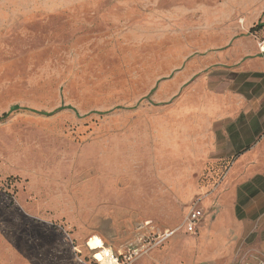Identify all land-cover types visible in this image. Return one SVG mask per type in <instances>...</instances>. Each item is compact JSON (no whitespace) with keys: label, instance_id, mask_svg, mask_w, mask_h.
Masks as SVG:
<instances>
[{"label":"crops","instance_id":"obj_1","mask_svg":"<svg viewBox=\"0 0 264 264\" xmlns=\"http://www.w3.org/2000/svg\"><path fill=\"white\" fill-rule=\"evenodd\" d=\"M129 4L118 16L112 4H87L70 23L8 27L0 65H40L41 87L51 88L40 94L59 111L52 121L31 119L25 153L9 163L28 167L31 192L58 189V167L71 175L91 167L89 185L103 167L104 182L151 180L188 214L201 211L194 234L184 225L181 237L162 236L136 264L264 260V18L211 32ZM111 221L101 217L93 229Z\"/></svg>","mask_w":264,"mask_h":264},{"label":"rangeland","instance_id":"obj_2","mask_svg":"<svg viewBox=\"0 0 264 264\" xmlns=\"http://www.w3.org/2000/svg\"><path fill=\"white\" fill-rule=\"evenodd\" d=\"M100 3L112 4L113 16L123 14L122 5L130 3L128 8L134 4L149 14L174 20L184 17L192 28L203 23L211 32L233 22L240 26L257 12L261 14L254 25L264 18V0H0V44L11 25L70 23L74 9L87 4L94 8ZM26 33L42 37L54 34L39 28H27ZM39 68L0 65V116L8 114L0 121V264H70L71 257L81 264H93L90 250L101 249L103 244L115 254L136 247L143 255L163 243L160 239L166 231L181 237L188 216L185 202L165 196L160 185L151 180L104 182L109 173L96 167V182L89 185L91 167L80 166L77 175L58 167V189L45 186L29 190L28 167L9 162L24 155L23 138L36 125L31 119L38 115L52 121L59 114L49 110L52 101L40 94L51 88L41 87L44 78ZM53 71L50 69L49 74ZM127 171L136 174V167H127ZM143 172L150 176L151 167H144ZM104 216L112 220L110 226L93 229ZM93 240L100 243L92 247Z\"/></svg>","mask_w":264,"mask_h":264},{"label":"built area","instance_id":"obj_3","mask_svg":"<svg viewBox=\"0 0 264 264\" xmlns=\"http://www.w3.org/2000/svg\"><path fill=\"white\" fill-rule=\"evenodd\" d=\"M259 29H261L263 33L261 37L258 39L257 47L259 53L264 54V24L260 25ZM200 219H201V211L199 209L194 208L189 212L185 221V228L189 234L195 233V230L199 225ZM171 235L172 232H166L163 235L162 239L163 238L166 239ZM103 247H105L104 244ZM103 247L101 249L99 248L93 251L90 250L92 253V260L96 264H136L137 259L141 256V253L143 252L141 248L139 249L136 247H129L126 253L115 254L111 249L106 247L103 248ZM105 252L108 253L107 256L104 255ZM96 256H98L99 259H97ZM238 264H264V260L253 258Z\"/></svg>","mask_w":264,"mask_h":264},{"label":"clouds","instance_id":"obj_4","mask_svg":"<svg viewBox=\"0 0 264 264\" xmlns=\"http://www.w3.org/2000/svg\"><path fill=\"white\" fill-rule=\"evenodd\" d=\"M99 243H100V242H99L98 240H93V241L91 242V246H92V247H96ZM104 255L107 256L108 253L105 252ZM97 259H99V257H97Z\"/></svg>","mask_w":264,"mask_h":264},{"label":"trees","instance_id":"obj_5","mask_svg":"<svg viewBox=\"0 0 264 264\" xmlns=\"http://www.w3.org/2000/svg\"><path fill=\"white\" fill-rule=\"evenodd\" d=\"M14 109H16V108H12L11 111L14 110ZM7 117H8V114L1 115L0 116V121L6 119Z\"/></svg>","mask_w":264,"mask_h":264},{"label":"bare ground","instance_id":"obj_6","mask_svg":"<svg viewBox=\"0 0 264 264\" xmlns=\"http://www.w3.org/2000/svg\"><path fill=\"white\" fill-rule=\"evenodd\" d=\"M167 232V231H166Z\"/></svg>","mask_w":264,"mask_h":264}]
</instances>
